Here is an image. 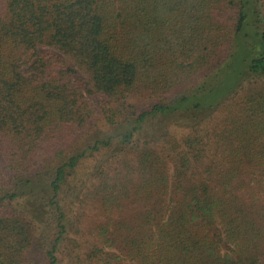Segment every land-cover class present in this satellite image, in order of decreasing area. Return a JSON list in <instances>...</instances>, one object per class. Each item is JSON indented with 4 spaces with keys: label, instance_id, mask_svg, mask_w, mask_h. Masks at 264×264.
<instances>
[{
    "label": "trees",
    "instance_id": "obj_1",
    "mask_svg": "<svg viewBox=\"0 0 264 264\" xmlns=\"http://www.w3.org/2000/svg\"><path fill=\"white\" fill-rule=\"evenodd\" d=\"M0 264H264V0H0Z\"/></svg>",
    "mask_w": 264,
    "mask_h": 264
}]
</instances>
